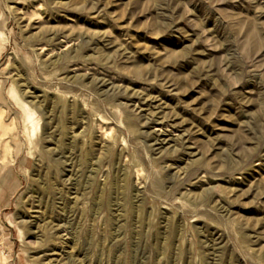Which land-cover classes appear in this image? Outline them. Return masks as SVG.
<instances>
[{
	"label": "rangeland",
	"instance_id": "1",
	"mask_svg": "<svg viewBox=\"0 0 264 264\" xmlns=\"http://www.w3.org/2000/svg\"><path fill=\"white\" fill-rule=\"evenodd\" d=\"M0 250L264 264V0H0Z\"/></svg>",
	"mask_w": 264,
	"mask_h": 264
},
{
	"label": "bare ground",
	"instance_id": "2",
	"mask_svg": "<svg viewBox=\"0 0 264 264\" xmlns=\"http://www.w3.org/2000/svg\"><path fill=\"white\" fill-rule=\"evenodd\" d=\"M253 45H254V43H253ZM256 46V45H255ZM133 73L135 74V75H137V76H139L140 75V72H139V69L137 68V67H134L133 68ZM160 129V128H159ZM158 130V129H157Z\"/></svg>",
	"mask_w": 264,
	"mask_h": 264
},
{
	"label": "built area",
	"instance_id": "3",
	"mask_svg": "<svg viewBox=\"0 0 264 264\" xmlns=\"http://www.w3.org/2000/svg\"><path fill=\"white\" fill-rule=\"evenodd\" d=\"M1 253H2V252H1V250H0V255H1Z\"/></svg>",
	"mask_w": 264,
	"mask_h": 264
}]
</instances>
